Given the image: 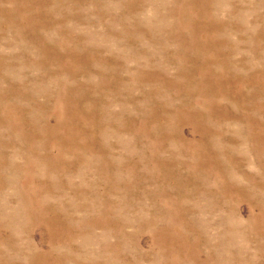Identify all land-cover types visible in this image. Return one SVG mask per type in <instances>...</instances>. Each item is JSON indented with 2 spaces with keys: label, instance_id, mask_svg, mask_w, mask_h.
Wrapping results in <instances>:
<instances>
[{
  "label": "rangeland",
  "instance_id": "374dc122",
  "mask_svg": "<svg viewBox=\"0 0 264 264\" xmlns=\"http://www.w3.org/2000/svg\"><path fill=\"white\" fill-rule=\"evenodd\" d=\"M0 264H264V0H0Z\"/></svg>",
  "mask_w": 264,
  "mask_h": 264
}]
</instances>
